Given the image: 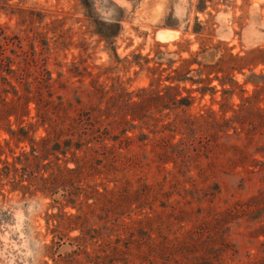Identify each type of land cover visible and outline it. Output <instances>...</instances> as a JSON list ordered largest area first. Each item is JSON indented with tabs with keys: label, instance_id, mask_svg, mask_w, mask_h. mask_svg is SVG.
<instances>
[{
	"label": "rangeland",
	"instance_id": "374dc122",
	"mask_svg": "<svg viewBox=\"0 0 264 264\" xmlns=\"http://www.w3.org/2000/svg\"><path fill=\"white\" fill-rule=\"evenodd\" d=\"M167 85L186 100L142 125L141 90ZM257 92L264 108V0H0V264H264V183L219 172L179 222L139 163L174 119L234 136L209 123ZM88 120L110 130L80 146Z\"/></svg>",
	"mask_w": 264,
	"mask_h": 264
},
{
	"label": "trees",
	"instance_id": "16d2710c",
	"mask_svg": "<svg viewBox=\"0 0 264 264\" xmlns=\"http://www.w3.org/2000/svg\"><path fill=\"white\" fill-rule=\"evenodd\" d=\"M101 33L105 37L113 36L112 34H106V32L101 31ZM47 80H50V77ZM163 90V92L155 89L141 90L143 95L136 102H138L142 112L140 117L142 125H144V119H150L147 116L148 109L159 111L163 109L174 110L176 109V102L183 104V101L186 100L182 98L176 101L177 93L174 86L167 85ZM14 95L16 96L17 93ZM21 98L28 99L29 97L17 96V100L15 104H12L11 108L15 110L17 115H22L21 110L25 107L23 104L26 100L21 101ZM259 99L258 92L252 96H245L241 98L242 103L235 111L233 118L222 121L214 119L209 123L211 128H223L224 132L226 130L224 128H234L237 131L234 136L227 133L217 136H196L192 129L195 125H201V120L190 117L174 119L161 125V129L151 131L152 135L155 136L157 134L155 136L157 140L155 139L156 142L152 143V149L143 151L141 158L143 161L141 162L140 160L139 163H142L144 167L155 166L158 174L162 176L158 182L157 190L161 201L159 215L165 214L167 218H172L179 222L185 220L190 215L194 202L199 208L202 207L201 204L204 202L203 190L207 185V181L215 177L219 172L239 173L243 174L241 180H257L264 183V108L257 107ZM126 101L127 108H130L131 102H128L129 98ZM132 103L135 104V102ZM37 110H41L40 106L37 107ZM84 112V115L90 116L89 111ZM39 117L42 121L48 120L46 112ZM93 122L91 123L88 120L92 130L88 134V138L85 139H88L87 141L79 138L80 146H82L83 142L87 143V147L92 142L98 144L105 139L102 135L108 134L110 130L108 126L99 121ZM127 122L126 120L115 121V126L111 127V129L115 131V129L120 128L123 134L127 131L125 128ZM234 123L237 126H232ZM52 126L56 127V125ZM145 128H148V126L145 125ZM27 129L31 130V126ZM89 129L84 127L81 134H87ZM166 130L170 132V135L165 134ZM18 132L26 134L28 131L20 128ZM11 134L14 135L15 133ZM176 134H180L181 137L175 143L173 138ZM130 138L125 136L123 139L127 146L132 143ZM148 138V134L143 132L139 140L144 141ZM54 145L59 147L58 144ZM146 145L142 144L143 149L146 148ZM169 163L172 164L171 169L166 167ZM192 171H196V175ZM189 183L192 185V189L185 187ZM165 186H168L169 189L166 190ZM175 195L178 198L175 199ZM165 253L160 252V256L165 255ZM169 254L168 259H171L174 256V251H169Z\"/></svg>",
	"mask_w": 264,
	"mask_h": 264
},
{
	"label": "bare ground",
	"instance_id": "6f19581e",
	"mask_svg": "<svg viewBox=\"0 0 264 264\" xmlns=\"http://www.w3.org/2000/svg\"><path fill=\"white\" fill-rule=\"evenodd\" d=\"M166 34H164V37L165 38H167V35H169V34H167L166 36H165ZM162 36V35H161ZM163 37V36H162ZM210 52V54H209V56H205L204 54L202 55V57L203 58H213L214 57V52L213 51H209Z\"/></svg>",
	"mask_w": 264,
	"mask_h": 264
}]
</instances>
